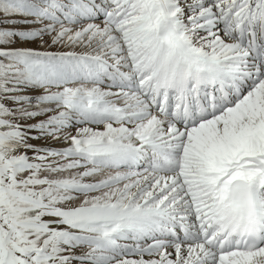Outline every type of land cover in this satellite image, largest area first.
Segmentation results:
<instances>
[{
	"label": "snow or ice",
	"instance_id": "6c2138e0",
	"mask_svg": "<svg viewBox=\"0 0 264 264\" xmlns=\"http://www.w3.org/2000/svg\"><path fill=\"white\" fill-rule=\"evenodd\" d=\"M0 264H264V0H0Z\"/></svg>",
	"mask_w": 264,
	"mask_h": 264
}]
</instances>
